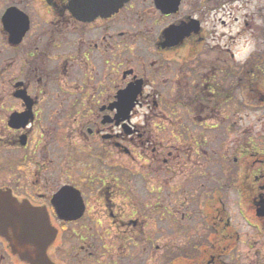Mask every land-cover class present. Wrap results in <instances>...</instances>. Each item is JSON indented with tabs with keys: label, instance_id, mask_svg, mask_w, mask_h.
Returning a JSON list of instances; mask_svg holds the SVG:
<instances>
[{
	"label": "flooded vegetation",
	"instance_id": "af4514ba",
	"mask_svg": "<svg viewBox=\"0 0 264 264\" xmlns=\"http://www.w3.org/2000/svg\"><path fill=\"white\" fill-rule=\"evenodd\" d=\"M116 1L11 5L28 17L29 27L17 45L2 30L0 195L47 213L56 230L47 255L55 264H264V227L257 239L250 218L253 211L264 223V212L258 213L264 209V161L259 174L247 179L208 174L210 157L202 153L210 141L207 129L197 126L200 113L218 118L220 104L238 102L239 70L231 50L238 25L250 21V0H126L115 13L105 10ZM225 39L232 40L222 46ZM177 104L189 121L180 132L141 122L150 114L169 119ZM157 128L168 130L172 140L193 142L199 171L205 167L203 180L186 178L175 189L176 175L188 165L180 170L175 160L142 156ZM139 158L138 169L130 167ZM69 162L72 171L64 176ZM193 183L203 221H188L179 240L174 198ZM66 187L71 197L54 205ZM164 194L166 204L160 205ZM231 204L243 223L234 221ZM58 209L70 210L71 219L60 218ZM164 220L169 223L160 234L167 239L160 242ZM179 241L183 249L175 248ZM160 247H166L163 257ZM28 252L35 250L22 245L17 232L0 227V264H26Z\"/></svg>",
	"mask_w": 264,
	"mask_h": 264
},
{
	"label": "rangeland",
	"instance_id": "374dc122",
	"mask_svg": "<svg viewBox=\"0 0 264 264\" xmlns=\"http://www.w3.org/2000/svg\"><path fill=\"white\" fill-rule=\"evenodd\" d=\"M20 0H0V18L2 13L14 2ZM240 22L238 25V33L234 34L233 39V47L231 53L235 55L238 63V70H239V92L238 95V102H228L220 104V111L221 114L218 118H210L208 117L207 113H200L199 116L201 117L200 122H204L203 126L201 127L200 123H197L198 128L202 131V128L206 130V140L207 142L210 141L211 148L207 147L202 153L210 157V163L207 164V173L208 174H218V175H226L233 173V175H237L239 178L245 175V178L250 175L259 174V171L263 167L260 164L261 160L264 161V106L259 107V98L255 97V95L250 91V87L247 86V78L246 75L243 74V71L246 70L245 64L248 63L250 57H254L256 63L264 64V0H250V21L247 23ZM0 24V44H6V38L2 33ZM232 39L229 41L225 39L222 42V46H226ZM263 55V56H262ZM230 56L223 55V58H229ZM264 67V65H261ZM253 84V83H252ZM198 107H200L198 105ZM196 108V107H194ZM175 111L174 116L172 115L171 118H162L158 115L153 114L149 118H140L141 122L148 119L149 125H160L162 128L167 126L168 128H174L175 131L182 129V127L187 126L186 122L189 123L187 116L185 115L184 110L181 105L177 104L174 106ZM200 111L202 109H199ZM186 111V110H185ZM202 112V111H201ZM162 115L161 113H159ZM165 116V115H164ZM193 119H191L192 121ZM193 126V125H192ZM214 126V127H213ZM215 126H219V131L215 130ZM151 129V127H149ZM157 131V133H156ZM156 131H152L151 134V142L144 145V149L141 151L142 156L144 158H151L154 159L153 154L156 155L157 159L167 158L170 160H175V165L178 169H182L183 164H187L188 166L185 167L186 172L182 174H177L174 180L175 189L182 185L183 181L189 180H203L204 176L201 174L200 171L203 170L204 166L200 169L197 165V157L192 153V146L193 142L186 141V140H172L171 135H169L168 130L165 132L161 131L160 129H156ZM210 133L212 139L210 138ZM218 133L220 136V140L218 142ZM157 142V143H155ZM157 144V148H156ZM152 145V146H151ZM148 147V148H147ZM156 148V151L153 152V149ZM168 151L172 152V156H167ZM222 152L225 154L224 158L221 159ZM67 153L63 151L62 159L64 162L67 161L65 155ZM192 156V157H191ZM205 156V157H206ZM220 156V157H218ZM208 160V158H206ZM141 159L139 158L137 162L134 164L132 163L130 167H134L138 169L140 165L139 162ZM161 162L164 160H160ZM181 162V163H179ZM69 166H63V175L70 173L72 171V164L69 162ZM169 164V163H168ZM168 164H163V171L160 170V175H167V167ZM205 164V163H204ZM147 166V165H144ZM145 170V169H144ZM178 171V170H177ZM162 175V176H163ZM161 176V177H162ZM142 177V176H141ZM162 178L159 179L161 183ZM145 182V181H144ZM143 185V189H144ZM197 191H199V186L196 183L191 185V191L188 193H179L174 198V208H175V238L182 240L184 236H177L178 230H181L185 225L188 224V221L191 219H195V223L198 224L203 221L202 218V211L200 209L199 199L197 196ZM165 195V194H164ZM167 194L162 198H157L158 203L160 205H165L167 200ZM235 197L233 196V199ZM144 202L148 201L143 199ZM232 209L229 207V211L232 214L237 212V209H234L233 204L230 205ZM239 211V207H238ZM247 211V208H246ZM248 213V211H247ZM189 216L190 219L187 221L183 219V215ZM235 222H240L242 219L240 216L235 214ZM95 217V216H94ZM201 217V218H199ZM253 211H250V218H252L253 223L255 225V236L258 239V236L262 237L260 233L261 228L264 227V223H261L256 217H254ZM103 217H95L96 220L102 219ZM167 221H163L159 224V233L158 236L160 242H164L167 239L165 234H160L163 231L167 230L168 226ZM186 229V228H185ZM176 249H183L182 243L179 241L176 243ZM166 247L161 248L159 256L163 257L166 252ZM164 251V253H163ZM161 260V259H160ZM162 261V260H161ZM67 264H77L71 261H66ZM8 264H17V263H8Z\"/></svg>",
	"mask_w": 264,
	"mask_h": 264
},
{
	"label": "water",
	"instance_id": "95a60500",
	"mask_svg": "<svg viewBox=\"0 0 264 264\" xmlns=\"http://www.w3.org/2000/svg\"><path fill=\"white\" fill-rule=\"evenodd\" d=\"M126 0H117L105 7L111 14L117 12ZM100 13V12H97ZM3 30L9 35L10 43L19 44L26 34L29 22L28 17L17 7H10L1 18ZM71 188L62 189L54 198L53 203L59 206L61 200L71 197ZM71 204L69 203V207ZM31 208V209H30ZM26 206H19L13 198L0 195V227H7L18 233V241L35 250L34 254L26 253L24 261L28 264H54L47 255L48 248L54 242L56 230L49 221L46 212ZM59 212V209H58ZM264 209L259 211L263 215ZM60 218L71 219L70 210L59 212Z\"/></svg>",
	"mask_w": 264,
	"mask_h": 264
},
{
	"label": "trees",
	"instance_id": "16d2710c",
	"mask_svg": "<svg viewBox=\"0 0 264 264\" xmlns=\"http://www.w3.org/2000/svg\"><path fill=\"white\" fill-rule=\"evenodd\" d=\"M253 56L252 58L250 57V60L248 61V63H246L245 75H246V71L248 68L247 66H250V75L247 76V79L250 78V89H251L250 91L254 95L263 97L264 96V67H262L261 65H264V64L256 63ZM257 105L261 107V106H264V103H259Z\"/></svg>",
	"mask_w": 264,
	"mask_h": 264
}]
</instances>
